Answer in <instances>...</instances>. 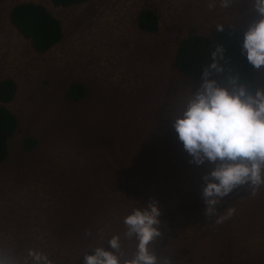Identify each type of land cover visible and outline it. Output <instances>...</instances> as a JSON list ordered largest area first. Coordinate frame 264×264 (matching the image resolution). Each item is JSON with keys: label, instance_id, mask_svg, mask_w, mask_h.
I'll return each mask as SVG.
<instances>
[{"label": "rangeland", "instance_id": "rangeland-1", "mask_svg": "<svg viewBox=\"0 0 264 264\" xmlns=\"http://www.w3.org/2000/svg\"><path fill=\"white\" fill-rule=\"evenodd\" d=\"M23 1L42 3L63 23L64 38L45 53L10 22L11 8ZM143 9L159 14L158 32L139 27ZM257 19L250 0L228 8L220 0H90L69 7L0 0V80L17 82L8 107L20 123L0 164V254L31 264L27 253L36 249L53 264H84V256L119 235L128 258L136 242L125 236L124 217L154 200L162 207L163 235L151 248L161 260L264 264V186L238 187L208 217L203 176L212 165L193 163L171 124L191 85L201 83L177 69L180 42L211 35L218 24L245 32ZM72 82L88 88L79 102L66 95ZM254 84L264 87V69H256ZM27 136L38 140L31 151L23 147ZM220 216L227 218L217 223Z\"/></svg>", "mask_w": 264, "mask_h": 264}, {"label": "clouds", "instance_id": "clouds-1", "mask_svg": "<svg viewBox=\"0 0 264 264\" xmlns=\"http://www.w3.org/2000/svg\"><path fill=\"white\" fill-rule=\"evenodd\" d=\"M233 0H220L228 8ZM258 15L243 34L242 53L256 69H264V0H250ZM217 30L224 31V24ZM223 45L211 53V62L202 73L201 83L174 109L171 124L184 150L196 165L208 163L212 167L203 176L202 196L205 214L216 215L217 205L240 186L253 189L264 186V87L255 90L237 83L229 87L218 81L215 72H222L219 62L224 56ZM254 194V193H253ZM234 209L228 211V216ZM162 207L156 201L133 208L123 220L125 236L136 242L135 253L124 258L121 237L114 235L107 246L95 247L84 256V264H171L161 260L151 244L163 235ZM227 216H220L222 223ZM31 264H53L49 256L36 249H29ZM0 264H18L0 254ZM23 264H29L25 259Z\"/></svg>", "mask_w": 264, "mask_h": 264}, {"label": "trees", "instance_id": "trees-1", "mask_svg": "<svg viewBox=\"0 0 264 264\" xmlns=\"http://www.w3.org/2000/svg\"><path fill=\"white\" fill-rule=\"evenodd\" d=\"M55 5L69 7L90 0H51ZM11 24L26 37L33 48L40 53L51 50L64 38L62 21L45 5L33 1L16 3L10 10ZM139 27L149 33H156L160 29V16L152 9H143L138 15ZM244 30L238 26H226L224 31L215 30L211 35L191 34L179 44L175 64L184 75L195 80L202 79V73L211 62V53L217 45H223L225 52L220 59L224 70L213 71V75L220 74L226 81L242 83L255 90L256 68L247 62L242 53ZM17 82L12 78L0 81V164L9 155V140L19 131V119L8 107L17 93ZM88 94V88L81 82H72L66 95L71 102H79ZM38 140L27 136L23 140L26 151L33 150ZM70 237V236H67Z\"/></svg>", "mask_w": 264, "mask_h": 264}, {"label": "crops", "instance_id": "crops-1", "mask_svg": "<svg viewBox=\"0 0 264 264\" xmlns=\"http://www.w3.org/2000/svg\"><path fill=\"white\" fill-rule=\"evenodd\" d=\"M1 80H3V79H1ZM1 80H0V81H1Z\"/></svg>", "mask_w": 264, "mask_h": 264}]
</instances>
